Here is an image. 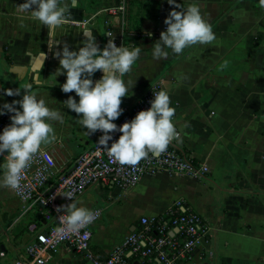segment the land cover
<instances>
[{
	"label": "crops",
	"instance_id": "crops-1",
	"mask_svg": "<svg viewBox=\"0 0 264 264\" xmlns=\"http://www.w3.org/2000/svg\"><path fill=\"white\" fill-rule=\"evenodd\" d=\"M119 1L78 0L55 30L59 42L49 48L47 26L18 10L24 0H0V93L31 83L49 107L61 111L63 120L52 122L54 138L42 146L62 137V156L72 168L76 157L94 145L95 137L78 122L80 114L62 103L76 94L62 91L66 76L56 74L59 57L54 53L65 42L70 50L83 46V28L91 29L102 48L114 40L110 31L123 27L124 46H138L141 55L127 74L135 84L122 98L123 112L114 122L152 83L162 82L180 132L171 144L182 155L207 164L209 171L200 177L169 171L144 175L129 190L115 184L89 185L73 200L78 206L101 209L91 229L92 250L105 259L126 235L139 229L141 216L161 214L183 198L211 227L188 264H264V5L261 0H195L210 20L215 39L190 45L179 54L169 49L167 57L155 59L152 43L166 30L165 18L175 5L167 0H128L123 17L102 11ZM178 2L186 6L194 0ZM29 52L46 54L43 67L37 74L28 69L19 76L11 69L29 64ZM101 75L98 70L93 79ZM23 91L18 96L4 94L0 103L21 98ZM55 188L52 177L47 191L64 201ZM7 190L9 194L0 196V241L7 252L5 261L13 262L54 219L43 205H24ZM48 264L93 263L63 243Z\"/></svg>",
	"mask_w": 264,
	"mask_h": 264
},
{
	"label": "clouds",
	"instance_id": "clouds-1",
	"mask_svg": "<svg viewBox=\"0 0 264 264\" xmlns=\"http://www.w3.org/2000/svg\"><path fill=\"white\" fill-rule=\"evenodd\" d=\"M78 0H24L18 5L21 12L30 15L48 28V45L52 48L59 41L55 30L70 16V8ZM175 5L166 16V30L161 31L159 39L152 44V56L155 59L165 58L169 49L181 53L186 47L196 43H208L215 39V32L209 19L201 12L199 3L181 4L178 0H167ZM264 5V0H261ZM180 9V10H177ZM86 39L83 46L71 49L67 42L54 54L59 57L56 74H64L66 80L60 85L62 91L74 90L76 95H69L62 103L78 115V122L86 127L88 133L100 130L98 144L107 148L110 158L129 165H136L149 153L157 156L166 150L169 142L179 135L173 116L175 108L171 105L167 89L155 91L150 107L140 110L130 121L117 125L114 121L123 112L122 98L133 88L135 81L127 74L141 55V49L117 46L114 40H108L101 48L90 28H83ZM111 34H109L110 36ZM152 33L149 32V36ZM102 71L98 79L94 74ZM24 89L21 98L11 102L0 103V115L11 113L10 123L0 130V187L18 189L21 186L24 170L29 166L42 145L54 138L53 121H62L61 111L49 107L43 96L32 90L31 83L18 88H6L0 93L18 96ZM78 96V100H77ZM19 105V107H17ZM121 134L112 140L113 132ZM112 140L110 146L109 141ZM6 153V154H5ZM72 198L69 192L64 194ZM65 209L60 216L66 222L56 231L65 229L76 232L92 223L98 212L78 206L75 200L59 205L57 211Z\"/></svg>",
	"mask_w": 264,
	"mask_h": 264
},
{
	"label": "built area",
	"instance_id": "built-area-1",
	"mask_svg": "<svg viewBox=\"0 0 264 264\" xmlns=\"http://www.w3.org/2000/svg\"><path fill=\"white\" fill-rule=\"evenodd\" d=\"M128 0H120L115 5L102 9L107 15L124 16ZM117 46L124 44V28L110 31ZM163 87L156 81L150 85L144 95L132 105L115 123L119 126L130 121L140 110L150 107L155 91ZM11 113L0 115V130L9 124ZM178 131V130H177ZM179 135L180 132L178 131ZM100 130L94 132L95 143L80 153L74 166L70 168L62 156L64 141L57 137L47 146H42L34 155L29 166L24 170L21 186L11 189L17 199L24 205L40 204L53 216L54 223L46 232L37 234L35 240L27 244L13 262H6L7 252L0 248V264H48L53 253L60 245L68 243L93 264H188L193 261V254L210 234L211 227L204 217L186 205L183 198H178L165 211L158 215L140 217L139 229L126 235L105 259L98 257L91 248L92 226L101 216V209L96 219L76 232L65 229L56 231L66 222L60 216L65 209L57 211L59 205H66L82 194L93 183L115 184L123 190H129L140 182L144 175H155L161 171L186 174L193 177L203 176L209 171L205 163L195 162L182 155L171 141L165 151L157 156L151 153L136 165L122 164L109 157L107 148L98 144ZM121 133L113 132L112 140ZM109 141V146L112 142ZM56 181L55 191L71 193L72 198L64 195L65 200L57 199L55 192H48L50 179ZM32 229L36 225L31 226ZM134 257L131 259L129 254ZM137 259V263L134 260Z\"/></svg>",
	"mask_w": 264,
	"mask_h": 264
},
{
	"label": "water",
	"instance_id": "water-1",
	"mask_svg": "<svg viewBox=\"0 0 264 264\" xmlns=\"http://www.w3.org/2000/svg\"><path fill=\"white\" fill-rule=\"evenodd\" d=\"M28 55L30 56L29 64L14 65L11 69L12 71L18 73L19 76H21V74L25 75L28 69H30L31 71L37 74L43 67L45 57H46V54L44 52H40L38 54H33L29 52ZM0 233H1V229H0ZM1 249H4V247L2 246Z\"/></svg>",
	"mask_w": 264,
	"mask_h": 264
},
{
	"label": "rangeland",
	"instance_id": "rangeland-1",
	"mask_svg": "<svg viewBox=\"0 0 264 264\" xmlns=\"http://www.w3.org/2000/svg\"><path fill=\"white\" fill-rule=\"evenodd\" d=\"M3 162V156L0 155V163ZM3 169H0V172H2ZM9 194V191L7 190L6 187H0V196H4V195ZM0 206H1V198H0Z\"/></svg>",
	"mask_w": 264,
	"mask_h": 264
},
{
	"label": "trees",
	"instance_id": "trees-1",
	"mask_svg": "<svg viewBox=\"0 0 264 264\" xmlns=\"http://www.w3.org/2000/svg\"><path fill=\"white\" fill-rule=\"evenodd\" d=\"M41 223V225L43 224L42 222H40ZM0 248H1V241H0ZM129 257L131 258L132 257V255H129Z\"/></svg>",
	"mask_w": 264,
	"mask_h": 264
}]
</instances>
